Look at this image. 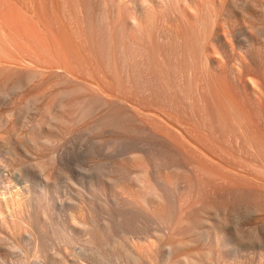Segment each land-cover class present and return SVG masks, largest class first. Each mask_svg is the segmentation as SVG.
<instances>
[{
    "label": "rangeland",
    "instance_id": "rangeland-1",
    "mask_svg": "<svg viewBox=\"0 0 264 264\" xmlns=\"http://www.w3.org/2000/svg\"><path fill=\"white\" fill-rule=\"evenodd\" d=\"M10 1L11 0L8 1L5 0L3 4L5 8L8 6L14 7V10L12 8L14 13L16 10V13L14 15H16L18 12L23 16L22 18L23 20H25L26 18L30 21L31 19L33 23L36 22L37 20L38 23L36 24L38 25L39 31H40L39 27L41 26L43 32L46 33H43L42 30L40 32H42L43 35L45 34L47 35V36L45 35L46 40L44 39L45 36L43 37V35L41 36V38L44 39L45 41H47L48 38H49L48 40H50V42L48 41L46 44L48 46V43H50L48 47L50 48L52 47V48L50 50L49 48L46 49L48 50V52L52 50L53 52L50 53L54 54L53 56L55 57L51 59L53 60L52 62L53 64H52L51 61L48 60L50 54L47 53L49 56L47 55L48 57H46L47 58L46 60L48 61H45V59L42 57V55L44 56V54L40 53L41 56H38L39 55L38 52L42 50V45L43 46L45 45L44 43L43 44L41 43L44 40L40 38V40H42L41 42H37L36 40L33 41L35 42L34 43L35 45L37 43L36 45L37 47L40 46V45L38 46V43L39 44L41 43V49L39 47L38 49L39 51L37 50V48L35 49L34 47L31 46L32 43L29 42V44H27L30 36L28 35L29 36L28 38L26 33L23 34L25 32V31L23 32V30H25L23 25V28H21V30L22 29L23 30L18 31L19 34L20 32H22L21 35L22 37L19 36L18 32H16V30L19 29L14 28L15 29L14 32L18 34L19 36V38L17 37L18 39H20L21 37L20 40H23L24 39L23 36H25V38L26 39L28 38V40L27 43H24L25 45L22 47L21 45H23V43L22 42L19 43L17 41L18 45H20L21 48L27 47V49L29 48V46L27 45H30L31 48H33L32 49L33 51L31 50V48L28 49L29 51L31 50L30 52H35L34 49L37 50L36 54L32 53L34 54V56H37L36 59H34L35 57L32 58V60L31 58H28L26 52L25 56L26 59H28L27 61L29 62L25 61L26 59L24 60L23 58L25 56L20 54L22 53L21 52L22 50H20L21 48L17 50L18 48L14 47L17 45V43L14 42L13 40L15 36H13V39H11L8 36L5 37L6 34L4 35L3 33V32L7 33L8 31H10V29H12V27H8L10 24H11L10 26L14 27L15 26L14 23H16V27H18L19 26L18 23L22 21H19L16 18H15L16 20L14 18L12 20L13 14L10 13L12 17L9 18L10 19L9 21L10 23H9L8 19L5 17L7 15H8L7 17H9V13H6L7 15L4 13L8 8H6L4 12L1 9L2 11L1 14H5V16L1 15V17H5V19H7V21H5L7 25L4 22V18H2L3 22L5 26H7L10 29H8L7 27H6L7 29L4 28V25L1 24L2 23L1 22L0 28L3 27L5 31L3 32L1 31L0 36L4 35L2 36L3 39L8 38L5 39L7 40L6 42L12 40L11 42L7 43L8 45L9 43L11 44L12 42L16 43L15 45L12 44L14 45L13 48L16 49V50L13 49L15 51H12V49H10L12 45H9L10 47H8L9 49L7 50H11L12 54H14L15 52V56L17 54L16 58L18 60L20 56H23L21 58L23 62H27L25 63L26 66H30V65L32 66L33 64L34 65L36 64L35 66L36 68L34 66L33 68L31 67L27 68L25 64L22 65L23 64L22 61L20 63L17 61L18 62L17 63L15 62L17 60L16 58L12 59L13 62L11 61V59L10 62L7 61L10 64V65L8 64L10 66L9 70L5 68V66H7V68L9 67L6 63H4L3 66V68L5 69L4 73H6L4 75L5 76L4 83L7 84L3 85V88H5L6 91L4 89H3L4 91H2L3 96H2V103L0 105V170L1 169L5 170V174H6L5 176H7L6 179L7 183L0 184V202L2 203V200L9 199L11 197L12 199L11 203L14 206L13 210L15 209L17 211V212L14 211L15 216L17 218V220L15 218L16 225L19 224L18 222L22 219L21 217H24L26 210V205H25L26 202L30 205V207L33 206L36 207L39 206V204H43L45 198L48 200V205L50 207L48 212V221L50 223L56 222L60 226L64 227L66 226V220L67 221L70 220V216L75 215L76 218L79 217L78 219H80L79 221L81 223H83L84 225H89L90 215H93L90 212L91 207L97 205L96 206L97 211L101 210L100 212L104 213L105 205L101 204L102 202L99 203L96 202L95 205L92 204L91 203L92 201L86 195L87 193L84 192L85 194L82 195L81 189L84 188L87 189L88 185L93 181L89 179H94V177L98 173H103L102 174L103 177H105L104 175L108 174V176L105 177L106 179L103 178L106 187L105 189L106 196L110 200H112V204H115L114 207L118 211L129 210L138 213L139 214V216L137 217L138 219L135 220V224H137V226L135 227L137 229L139 228V226L142 228V229L139 228L141 230L138 229L137 233L136 231L133 232V229L129 231L127 230V232L126 230L123 229L126 232L125 233L123 230H120L118 227L115 235V239L117 241L116 246L117 245L118 246L116 247V258H115L116 263L114 262V264H147V263L176 264V262L174 261L175 258L174 257L172 258L171 255H173V253L175 254L176 253L175 251L183 250V248L188 247V245L191 246L192 244L193 246L194 244L193 240L195 239L197 232L201 231L202 229L204 230V228H206V226L203 224L201 225L200 228L197 225L198 220L199 219L210 220L212 218L211 214L210 217H208L207 215V212H209L208 206L203 207L197 204L193 205L192 201L194 200L196 201L197 197L200 198L211 193L212 183L210 182L209 178H211L213 172H211V174L208 173L210 171L208 167H204L208 169L207 170L208 172L203 167L202 168L204 169V171L199 168H196L195 167L196 163L185 157L187 156L186 155L187 152H189L188 151L189 148L186 147L187 143L185 144L184 139L180 137L178 134H176V132L171 127L169 128L170 131L169 129L167 130V128L170 126L167 124L170 121L169 118L166 117L167 116L166 113L168 112V110L164 107L159 106L158 109L155 107L156 104L155 106L151 104L150 107L149 104L147 106V103L146 105L141 104L142 105L141 106L140 105L141 102L140 103L137 102V104L135 102L133 104L132 103L133 100L130 101L131 107L130 105H128L129 100L127 103L117 102V104L120 105L123 108V110H125L128 114L126 115V117L128 118L126 121V125H129L131 128L137 130L140 129V132H135V133L120 131L118 129H115L107 125L102 126L95 124L98 123L100 115L104 113L102 107L97 109L92 114L86 116L80 115L82 108L81 101L85 97L91 95H99L101 97L103 96L105 99L108 100H111V98L116 97V95L115 96L112 95L114 93L110 91V88L112 87L113 85L112 83L114 80L116 81L117 79H119L118 83L120 82L121 84H123V86H125L126 84H127L126 86H131L132 84L134 85V83L137 82L142 83L143 81L146 82L148 81V84L150 85L161 84L162 81L165 84L167 82L166 80L171 79L170 77H172L173 73H171L170 71L168 75L166 74L168 78L165 80V82L164 80H162L164 79L165 74H162V77H160V75L158 74L156 76L154 75L150 76L151 75L150 73L153 74V72H150L151 67L150 65L149 67L145 65L151 64V61L143 57H140L141 60H139V57L138 58L135 57L134 59L133 58L130 59V57L123 58L124 63L126 64L127 62L128 64L126 66L128 70L130 68L129 72H132L131 74L126 72L128 73V75H123L121 73V71L123 72L124 70L128 71L124 67L125 65L121 61L122 59L115 58L113 60H110L111 58H109L110 63L112 62V64H115V66L116 65L120 66L118 65L120 63H122L123 65L121 68L122 70L120 72H118V69H120L121 66L117 67L118 68L117 71L116 69L111 71L112 66L110 64L109 67L110 69H108L107 66L109 65L108 63L109 61L107 59H105L107 62L104 60L107 64L105 63L103 65L104 62L99 56L92 55L91 52L87 53L88 50L85 48V46H81L82 44L80 45V42L78 43V40H76L77 38H75L73 35L75 33L73 30L76 31V29H73V27L70 26L72 27L71 29L74 33L71 32L69 26L67 27L68 24H66L65 22L63 23L65 19L62 17H61L62 20L61 25L62 26L65 25L64 28L69 30V32L67 31V33H71L72 36L70 38H73L75 40L76 45L73 44L75 43L73 39H71L73 40L72 41L73 43H70L71 41H69V43L67 42L68 44L65 42H64L65 44H60L62 39H59L60 42H57L58 39L56 40L55 38H52L53 40L51 41L50 39L51 36L47 34L48 32L46 31V30H50L51 27L50 28L45 27L46 25H48V21L52 22V19L51 20L49 19L51 15L50 16L48 15L51 14V12L48 13V11H45L46 13H48L47 15L49 16L48 17L45 14L47 16L46 18V16L43 14L44 10L46 9H44L45 7L43 6L45 5L47 6L48 4L47 6L48 8L47 7L46 8L47 10L51 11L50 6L51 7L53 6L52 8H54L55 5L54 9L61 8V1L46 0L47 3L45 4L43 0L42 3H44V5L40 3L41 0H31L32 5H28L31 4L30 0L29 2L28 0L27 2L26 0H12L11 3L13 4L11 5L8 4L10 3ZM50 1L51 3L53 1L54 5H52L53 3L50 4ZM192 1L195 4H199L200 2V0H192ZM5 2L7 3L8 6L6 5ZM57 3L58 5H56ZM68 5L65 3L64 7L66 8L68 7ZM4 7L2 6V4L0 5V8H4ZM30 9L32 11L35 10L33 11L34 13L37 12L40 15L42 14L41 15V18H43L42 20H44V17L46 18L44 20L47 21V23L45 22V26H44V22H41L40 15H39L40 18L39 19L37 16L32 15L31 17L28 14L30 13ZM12 10L10 11L13 13ZM200 10L201 9L199 8L198 11L196 12L192 11V13L194 19L203 24L204 21L201 19L202 10L201 11ZM33 12L31 13L33 14ZM19 14L17 16L21 17ZM255 14L257 18L256 19L257 42L242 41L240 42L241 44L240 43L235 44L236 42L232 43V45L235 47L236 53L234 55H230L228 53L226 57H224L222 60L220 58L218 63L219 65H217V63H215V61L212 60V56H210L211 59L209 58L207 62H201L202 64L199 63L200 70L205 69V72L202 73L201 70V72L198 75L199 80L197 84L193 86V90L196 92V94L199 92V90L203 91V98L207 104L208 103L210 104L212 113L213 112L215 113L216 118H218L217 116L219 115V117L221 118L220 120H222L223 126L227 130L235 133H239L238 135L242 142V146H243L242 151L234 152L236 159L234 158L235 157L234 155L231 156L232 162L234 160L235 163H238V165H240V167H238L239 171L237 172L236 169H235L236 171H234L233 169L231 170L229 169L231 171V174L229 173L227 174L229 170L228 171L225 170L227 172L224 171V173L227 174L226 186L228 189L227 193L229 195V200L230 201L232 200V196H233V194H231L232 190L237 186L243 189V193H245L243 198L245 199H243L242 202L237 206L235 205L234 207L227 208L224 217L225 218L229 217V219L234 218L233 222L235 225H237V227L238 224L240 226V222L242 225H244V223L242 222H245L247 224L249 223V221L250 223L253 222L252 224L250 223L249 224L252 226L253 224H255L256 227H258L259 232L258 230L255 231L256 233L251 231L248 232L249 230H246L243 227L242 228L244 230L242 231V229H240L239 231V229L236 228L238 229L237 231L239 232L245 231L246 234L244 236L246 238L247 236H249L248 237L249 241L250 239L252 241L251 245H249L244 250V252H242L245 253L246 256H248L247 254L250 253V256H248L247 259H244L241 263L238 264H263V262L260 261L263 260V258H261V249L259 251H258L259 247L257 248V250L255 248L252 249L253 248L252 243L254 239H255L254 242H256L257 241L256 238L259 237L263 238L264 236L261 235L260 232V228H261V231H263L264 233V229H263L264 228V223H263L264 222V204H263L264 203L263 201L264 200V0H257V4L255 6ZM33 17H35V20H32ZM17 21L19 22L17 23ZM29 21H28V27L30 25L29 27L30 29L31 27L32 30L35 29V27L37 29V26L36 25L33 26L32 22L31 25ZM59 21L58 23H60ZM52 23L55 24L53 26L59 25L58 23H56L55 20H53ZM49 24L52 25L51 23ZM53 26L51 30H53ZM57 27L62 29V27L60 26ZM3 29L1 28L0 30ZM54 29L55 30H53V32L58 31L56 27H54ZM66 29H62V30H66ZM34 31L35 30H33V32ZM28 32L31 35H33V32L32 33L30 31ZM41 34L39 33L38 35L40 36ZM48 35L50 37H48ZM31 37L33 38V36ZM38 38L39 37H37L36 39ZM70 38L68 39L70 40ZM26 39L23 41L26 42ZM54 40H55V44L57 42V44L59 43V45L52 44ZM3 42L6 43L5 41ZM78 44L80 45V47L82 48L84 47V51L82 48L80 49ZM1 45L2 43L0 44V47ZM3 45L2 47L6 46ZM124 48L127 53L135 52V50L131 49L130 46L128 45H126ZM46 49L44 46L43 51H46ZM54 49L60 51L61 54V57L59 54L60 58L56 56L57 55L56 53L59 52L58 51L55 52ZM4 50L6 51L5 47ZM23 50L25 51V49ZM61 50L62 53L64 52L63 54L61 53ZM6 53L8 54V51ZM18 53L20 54V56ZM3 54H1L0 56H2ZM28 55H30L31 57L30 53ZM8 56L4 55L3 57L8 58ZM38 57H40L41 59ZM96 57L99 59H96ZM1 59L3 58L1 57ZM33 59L36 61L39 59L40 61L38 60V63L39 62L40 63L39 64L36 63ZM43 59L50 66L45 65V63L43 65L44 62ZM41 60L43 61L42 65L47 69L46 71L44 67L40 66ZM30 61L34 63L28 65V63H32ZM3 62H6V60L3 59L2 63ZM163 62L166 61L162 60V62L161 61L157 62L158 64L159 63L161 64L162 69L167 64ZM208 62L210 64L208 65L209 67L205 66V64L207 65ZM129 64L132 66H130ZM51 65L53 66V70L51 69L52 68ZM58 65H60L61 67H59ZM200 65L205 66L206 68L205 67L202 68V66ZM22 66H25L26 69H23L24 67L21 68ZM54 66L56 67L57 72L55 71ZM143 66H145L144 67L145 69L147 67L146 71H144L146 73L140 71L141 67L143 68ZM40 67L43 68V70H41ZM64 67L68 69V70L65 69L67 73L64 72ZM30 68L35 70H28ZM148 68H150V71H148ZM48 69L50 71H48ZM133 69H136L138 70L137 72H142V73H137L136 70ZM147 71L149 73H147ZM7 72L9 73L8 77H6ZM38 72L40 73L42 72L44 75ZM58 72H61V74ZM117 72L120 74H118ZM31 73L34 74L38 73L40 75L35 74L37 75L35 76ZM14 74L15 75L20 74V77L23 76V79L19 77L16 78ZM28 76H32V79L30 77L32 83L30 82V80H28ZM26 78L31 84L25 81ZM9 80L10 81L13 80V81L10 82ZM20 81H22L23 83L14 86L17 83H20ZM74 85L76 86V88L73 87ZM77 85L79 87H77ZM201 85H203L204 89H201ZM12 86L13 88H11ZM9 89H13V90H9ZM4 92H6L5 93L7 95L6 97H4L5 96ZM36 92H37V96H35ZM38 92L39 93L41 92L40 94L43 97L39 96ZM33 93H35V95H33L32 97L33 100H31V96ZM38 96L41 97L42 99L41 101L40 98L38 100V103L40 105L34 101L35 97L37 98ZM25 100L30 101V104L32 102L33 103L35 102L34 106L38 104L39 105L38 109H36L37 107L33 109L34 107L31 106L33 103L30 105L31 106L30 108L27 107L26 104L27 101ZM162 108L163 110L165 111L167 110V111L166 112L163 110L159 111ZM62 113L63 116L61 118L65 121L62 123H57L58 121L57 117H59L60 114L62 115ZM159 113L160 116L165 114L164 116H162V118L165 119L164 120L161 119V121L167 122L166 123L167 127L165 126L164 123V126L166 128L162 125L163 123H161L160 121V116H158ZM238 126H240L238 128L240 129V131L236 129ZM172 133L175 134L173 135ZM175 135H177L178 138ZM160 143H162L165 148H169L168 146H170V144L172 146H177L181 151V152H177L176 165H174L175 167L174 166L164 167L160 165L159 154H161L162 153L161 151L163 150L161 149L162 147H160L161 145ZM172 143H174V145ZM153 154L157 156H154ZM105 170L107 173H104ZM200 170L202 172H200ZM94 172L96 173L95 175ZM109 177L112 180L110 181L107 180L110 179ZM106 183L109 186H106ZM153 186L156 187L154 188ZM109 187L111 190L109 189ZM44 189L47 190L45 191ZM142 189L144 191H142ZM152 191H154V193L156 194H154ZM162 191L163 193H161ZM250 191L254 192L253 194H255L254 196L257 197V200H255L256 198L255 199L252 198L254 196H252L253 194H251ZM75 192L78 193L76 194ZM255 192H257L259 195ZM163 194L165 196H163ZM79 196L82 199H79ZM74 197L77 203L76 207H74L75 205L73 207L68 206L69 199ZM81 200H82L81 202L82 204L84 202L83 206L80 203ZM249 200L252 202H250ZM257 202L261 208L257 207ZM250 203H252V205ZM259 203L263 205L261 206ZM99 204H100V208H97ZM188 205H190L191 207L190 206L187 207ZM200 206L202 209L200 208ZM167 207L168 208L172 207L173 209L172 214L168 215L169 209L167 210ZM79 208L81 210H79ZM192 208H193V212H196L195 215L192 212ZM74 209L76 211H74ZM196 209L197 211L202 210V212L200 211L197 212ZM67 210L69 212L71 210L74 212L71 211V215H70V213ZM77 210L79 212L80 211L82 212V213L80 212L81 214V215L79 214L80 216H78L79 212ZM183 210L185 211L187 210V211L185 212ZM101 213H100L99 221L102 224L105 221V219H102L105 213L102 214V216ZM66 214H68L69 216ZM196 218L198 220H196ZM117 219L121 220V218L118 216V218L116 217L115 219L116 224L120 225L121 222L120 220L117 222ZM249 224L247 226H249ZM19 226L20 224L17 226V229L19 230L18 233L19 236L17 234L16 236H12L8 239L0 240V255L2 257L3 256L7 257L10 261H13V264H16L17 261L19 260H21V264H35L33 260L34 255H32L34 253L33 247L32 245H28L26 241H24V238L20 236L21 230ZM244 226H246V224ZM136 228L134 230H136ZM199 228L201 230H199ZM120 232L123 238L119 235ZM250 233H252V235H254L255 238L252 235H250ZM163 244L164 246L166 245V248L163 249L164 252H166V250H169L168 253H166L164 256H163L164 252L162 250V247L164 248ZM159 245L161 246V248H159ZM194 245H196V243ZM75 246H76V251L80 249L79 244H76ZM160 250H162V252ZM245 251H247L248 253ZM255 251L257 252L255 253ZM168 255L169 257H171L170 258L171 261L169 259L170 262L167 260L168 257H165ZM199 256L201 258L200 261H198ZM210 256L211 255L206 256L207 259L206 261L208 263L204 262V258H202V254H198V256L194 255L192 257H187L185 264H201V263L209 264L210 260L212 259V258L210 259ZM164 257L166 258V261H164L165 259ZM190 258L192 259V261L190 260ZM211 262L213 264H218L216 262H213V260H211ZM219 263L229 264L227 261H221ZM177 264H182V263H177Z\"/></svg>",
    "mask_w": 264,
    "mask_h": 264
},
{
    "label": "bare ground",
    "instance_id": "bare-ground-1",
    "mask_svg": "<svg viewBox=\"0 0 264 264\" xmlns=\"http://www.w3.org/2000/svg\"><path fill=\"white\" fill-rule=\"evenodd\" d=\"M4 1L1 0L2 3L0 2L3 7H4V4H3ZM11 1L8 4H10V5L13 4V3H11ZM42 1L43 0L40 1V3L42 5H44V3L45 4L47 3L46 0H44V3H42ZM53 1H52L53 4L51 3V1H50V4L54 5ZM59 1H61V8L57 7L58 9H54L55 8V5H54V8H52L53 6L52 7L50 6L51 11H49V10H47L48 4H47V6L46 5L43 6V7H45L44 9H46V10H44V12L45 11H48V13L51 12V14H48L46 12L45 13L43 12V14L44 15L48 14L49 16L51 15L49 19L50 20L52 19V22H53V20H55L56 23H58V21L60 20L59 21L60 23H58L59 25L53 26L55 24L48 21V25H50L49 23H51L52 25H50V26L46 25L45 26V22L47 23V21H44V20L47 18L48 15L47 16L45 15L46 18L44 17V20H42L43 19V18H41L42 14L40 15L37 12H35L37 14L36 15L33 12L35 10L32 11L30 9V13L33 12V14L28 13L31 17H32V15H34V16H37L39 18V15H40L41 22H44V26L46 28L51 27L50 28V30H51L52 26H53V30H55L54 27H56V29H58L57 32L56 31L53 32V30H51L52 32L50 30H46L48 32L47 34H49L51 36V38H50L51 41L53 40L52 38H55L56 40L58 39L57 42H60L59 39H62L60 44H65L67 42L69 43V41H71L70 43H73L72 41L74 39L70 38L72 36L71 33H67V31L69 32V30L64 28L65 25L64 26L61 25V23H62L61 17H62L65 19V21H63V23L65 22L66 24H68L67 27L69 26L71 32H73V31L75 32V33L73 32L74 37L77 38L76 40H78V43L80 42V45L82 44L81 46H85V48L88 50L87 53L91 52L92 55L99 56L104 62L103 65L107 62L105 60V59H107L109 61L108 62L109 65L108 66L105 65V66H107L108 69H110L109 67L111 64L112 68L114 67L113 69L111 68V71H113L115 69L117 71V69H118L117 67L121 66L120 69H118V72H120L122 70L121 68L123 65H122V63H120V64H118L120 66H117V65L115 66V64H112V62L110 63V60H113L115 58H120V59H122L121 61L124 63L123 58H126V57H130V59L131 58L134 59L135 57H137V58L139 57V60H141L140 57H143V58H146V59L151 61V64L145 65L148 67L150 65V67H151V71H150V68H148V71L153 72V74L150 73L151 74L150 76H153V75L156 76L158 74V75H160V77H162V74L168 75L170 73V71H171V73H173L172 77H170L171 79L169 78L170 80H166L168 77H167V75L166 76L164 75V79H162V80H164V82H165V80L167 81L165 84L162 81L161 84L150 85V84H148V81L147 82L143 81L142 83H140V82L134 83V85L132 84L133 86L131 84H128L131 86H126L127 84L126 85L124 84L125 86H123V84H121L120 82L118 83L119 79H117L116 81L114 80L112 83L113 85L110 88V91H112L114 93L112 95H114V96L116 95V97L111 98V100L105 99L103 96L101 97L99 95H91V96L85 97L81 101V104H82L81 107L82 108H81L80 115L86 116V115L92 114L97 109L102 107L104 113H102L100 115L98 123H95V124L102 125V126L107 125V126H111V127L115 128V129H118L120 131H124V132H128V133H135V132H140V129L137 130V129L131 128L129 125H126V121L128 119L126 117V115H128V114L125 110H123V108L120 105L117 104V102H123V103L126 102L127 103L129 100L128 105H130V107H131L130 101L133 100L134 101V102L132 101L133 104L135 102H136V104H137V102H139V103L141 102L140 105L141 104L146 105V103H147V106L149 104L150 107H151V104H153V106H155V104H156L155 107L158 109H159V106L164 107L168 110V112L166 113V115H167L166 117H168L169 121H170V122L168 121L169 123L167 125H170V126L167 128V130L171 127L176 132V134H178L180 137H182L184 139L185 144L187 143L186 147L189 148L188 149L189 152H187V154L185 152V154L187 155L185 157L187 159L193 161L194 163H196L195 164L196 168H199L203 171H204V169H206V171L209 169L210 171L209 172L207 171V172L210 174H211V172H213L211 178H209L210 182L212 183L211 193L207 194L206 196L200 197V198L197 197L196 201L194 200L196 198H194L193 200L195 202L192 201L193 205L197 204V205H201L203 207L208 206L209 212H207V215H208V217H210V214H211L212 218L210 220H208V219L203 220L201 218L203 221L200 219L198 220L196 218V220H198L197 225L201 228V225L203 224L206 226V228H204V230L203 229L201 230L199 228V230H201V231L197 232L195 239L193 240L194 244L196 243V245H194V244H193V246H192V244H191V246L188 245V247L183 248V250L175 251L176 253L175 254L173 253V255H171L172 258L173 257L175 258L174 261L176 262V264L177 263H182V264L184 263L185 264L187 257H192L194 255L198 256V254H202V258H204V262H207L206 256L211 255L210 259L212 258L211 260H213V262H216L218 264H221V263H219L221 261H227L229 264H238V263H241L244 259H247L248 256H250V253L247 254L248 256H246L245 253H242V252H244V250L249 245H251L252 241H251V239L249 241V238H248L249 236H247V238L244 236L246 234L245 231L244 232H239V231H240V229H242V231L244 229H246V230H249L248 232L251 231V232L256 233L255 231L258 230V227H256L255 224H253V226L250 225L253 223V222L250 223V221H249L250 224L248 223L249 226H247L248 225L247 223L242 222V223H244V225L246 224V226H244L239 221L240 226L238 224V227H237V225H235L233 222L234 218L229 219V217L228 218L224 217L227 208L234 207L235 205L237 206L238 204H240L242 202L243 199H245V198H243L244 194H245V193H243V189L241 187L237 186L236 188H234L232 190L231 194H233V196H232V200L230 201L229 195L227 193L228 189L226 186V183H227L226 178H227L228 173L231 174L230 170L233 169L234 171H236V170H237V172L239 171L238 167H240V165H238V163H235L234 160L232 162L231 156H233L234 152H236V151H242V149H243L242 142H241V139L238 135L239 133L229 131L223 126L222 120H220L221 118L219 117L218 113H217V115H218L217 117L219 119L216 118V115L214 112H213L214 113V115H213L210 104L208 103L209 104L208 105L203 98V91L199 90V92L196 94V92L193 90V86H195L197 84V82L199 80L198 75L202 70V69L200 70L199 63L207 62L209 58L211 59L210 56H212V60H214L215 63H217V65H219L218 63H219L220 58L222 60L224 57H226V55L228 53L230 55H234L236 53L235 47L232 45V43L236 42L235 44H238L242 41L257 42V29H256V19L257 18H256V14H255V6L257 4V0H200L199 4H195L192 0H59ZM26 2H27V0H26ZM28 2H29V0H28ZM30 2H31V0H30ZM65 3L67 5L69 4L68 7H66V8L64 7ZM6 5H7V3H6ZM28 5H32V2H31V4H28ZM56 5H58V3ZM12 6H15V5H12ZM6 8H8V9L11 8V9H9V11H8V9L6 10ZM6 8L5 7L0 8V18H1L0 23L2 22L1 24L4 25V28L7 27V26H5V24H6L5 21H7V19H8V22L10 21L9 18L12 17L11 14H13L12 20H13V18L14 19L16 18L17 20L22 21V22L18 23L19 21H17V23L19 24L20 27L19 26L16 27V23H14V25H15L14 27L10 26L11 24L10 25L8 24L9 25L8 27H12L13 30L7 27L8 29H10V31H8L7 33L3 32V31H5V29H3V27H1L3 30H0V32L2 31L4 33V35L6 34L5 37L8 36L9 38L13 39V36H15V38L13 40H14V42L17 43L16 46H14L16 44L14 42H12L11 44L9 43V45L14 44V45H12V47H10L7 43L11 42L12 40L6 42L7 40H5V39H8V38L4 37L5 39H3L2 36H4V35L0 36V40L2 39L1 40L2 45L3 44L6 45V46L3 45L6 49V51L4 50V47H2V45L0 47L1 54L5 53L2 56H0V105L2 103V96H3L2 91L5 90V88H3V85L5 84L4 83V81H5L4 75L6 74V73H4L5 69L3 68L4 63H6L8 65L10 62V59L12 61V59L16 58V56H17V54L15 56V52H14V54H12L11 50H7V49H9L8 47H10V49H12V51L16 50L15 48H13V46L18 48L17 50H19V48H21L22 46L25 45L24 43H27V40L30 36L31 39L29 38V41L27 44H29V42L32 43L31 46L34 47L35 49L37 48V50H38L39 47L41 49V43L45 44L44 45L45 49L49 48V50H50L52 48V47L51 48L48 47L50 43H48V46H47L46 43L48 41L50 42V40H48L49 39L48 38L47 41H45L47 35L45 34L46 35L45 36V35H43V33H46V32H43V30L41 29V26L39 28H40V31L42 30L43 33L39 31L38 25L36 24V23H38L37 20L34 23L31 21V19H30V21L26 18H25V20H23L22 19L23 16L21 14H19L18 12L16 15H14L16 13V10H15V13L13 11L14 7L8 6ZM12 8H13V10H12ZM199 8L202 10L201 19L204 21L203 24L196 21L193 17L192 11L196 12V11H198ZM1 9L3 12H4V10H6L7 12L5 11L4 13L5 14L9 13V17H7L8 16L7 14H6L7 16H5V14H1L2 13ZM10 10H12L13 13ZM18 14L21 17L17 16ZM1 15H4L7 19H5V17H1ZM14 16H17V17H14ZM2 18H4L5 24H4ZM33 18H32V20H35V17H33ZM49 19H47V20H49ZM27 20L29 21V23L31 25L33 23V26H35V25L37 26V29H36V27H35V29H33V30H35L34 32L32 30V27H31V29L29 28L30 25L28 27V21ZM23 25L25 28V30L22 29L23 32L25 31L23 34L26 33L28 38L26 39L25 36H23L24 39L23 38L22 39L23 40L26 39V42L23 40H20L22 37L21 36L22 32H20V34L18 32L21 30V28H23ZM57 26H60V27H62V29H66V30H62V29L58 28ZM70 26H72L73 29H76V31L75 30L72 31V29H71L72 27H70ZM14 28L19 29V30H16V32H18L19 36H21L20 39H18L19 38L18 34H16L14 32V30H15ZM27 29L30 32L32 30L33 35H31L27 31ZM12 32L15 34H13ZM38 32L40 34L41 33L42 34L39 36ZM34 33H35V35H34ZM36 34H37V37H39L38 38L39 40H40L42 35H43V37L45 36L44 37L45 40L41 38L44 41L43 42H41L42 40L39 41L38 39H36L37 38ZM49 35H48V37H50ZM31 36H33V38ZM68 38H70V40ZM32 39H34V40H32ZM71 39H73V40H71ZM35 40L37 42H41L40 44L38 43V46L40 45L39 47L36 46L37 43H36V45L34 44L35 42H33V41H35ZM3 41H5L6 43H4ZM17 41L19 43L22 42L23 45H21V47H20V45H18ZM57 42H56V44H57ZM74 42H75V40H74ZM52 44L56 45L55 40L52 42ZM73 44L76 45V42ZM57 45H59V43ZM80 45H79V47H80ZM126 45L130 46L131 49H134L135 52L127 53L125 51V48H124ZM27 46H29L28 49L31 48L30 45H27ZM44 46L42 45V50H40V51L38 50L39 55L38 54L37 55L41 56L40 53L44 54V56L42 55V57L45 59V61L50 60L52 63L53 60H51V59H53V57H55V56H53L54 54H51L53 51L51 50L50 51L51 53L48 52L47 49H46V51H43ZM81 48L82 47H80V49ZM13 49H15V50H13ZM23 49H25V51ZM26 49H27V47L21 48L20 50H22L21 51L22 53H20V54L25 56V54L27 52L26 55L28 58H31V60H32V58L35 57L34 59H36L37 56H34V54H32V53L36 54L37 50L34 49L35 52H30L33 48H31L30 51L28 49L27 50ZM63 49H65V48H63ZM82 49L84 51V47ZM7 51H8L9 56L11 54L13 55V56L11 55L12 58H11V56L10 57L8 56V54L6 53ZM23 51H24V54H23ZM56 51L59 52V53H56L57 54L56 56L59 57L60 51L57 49L55 50V52ZM16 52H19V51H16ZM29 53L31 54V57H30V55H28ZM45 53H46V56H45ZM47 53L50 54V56ZM61 53H62V50H61ZM20 54H19V56H20ZM4 55L8 56V58L3 57ZM1 57L3 59H5L6 62L2 63L3 59H1ZM21 57H23V56H20V58ZM46 57H48V60H46L47 59ZM60 57H61V54H60ZM20 58H19V60L16 58L17 60L15 61V59H14V61L15 62L18 61L19 63L22 61V63H23L22 65L29 62V61H27L28 59H26V56L23 58H24V60L26 59L25 61H27V62H23L22 58L21 59ZM38 58H40V57H38ZM109 58H111V59L109 60ZM44 59H43V61H44ZM96 59H99V58L96 57ZM158 59H161V60H158ZM38 60L37 61L34 60V61L36 63H38ZM162 60L166 61L163 63H165V64L167 63L166 65L164 64L165 67L163 69L161 67V64L159 63L160 64V66H159V64L157 63L158 61L162 62ZM7 61H9V62H7ZM43 61L41 60L40 66L44 67L43 66L44 63H45V65L50 66L45 61L44 62ZM30 62H32V61H30ZM42 62H43V65H42ZM98 62H99V60H98ZM209 62L207 65L204 63L205 66L210 65ZM33 63L34 62L28 63V65L33 64ZM212 63H214V62H212ZM19 65H21V64H19ZM124 65H125L124 67L128 70V68L126 67L128 65L127 62H126V64L124 63ZM14 66H16V65H14ZM14 66H12V67H14ZM25 66H26V64H25ZM25 66H22L21 68H23V67H24L23 69H26V67L27 68H29V67L33 68V66L35 67L36 64L35 65L33 64L32 66L31 65L26 66V67ZM58 66L61 67L60 65H58ZM130 66H132V65H130ZM133 66H135V65H133ZM145 66H143V68ZM200 66H202V65H200ZM205 66H202V68ZM12 67H11V69H12ZM208 67H207V69H208ZM5 68L7 70H9L10 66L8 68H7V66H5ZM31 68L28 70H35V69H31ZM131 68H133V67H131ZM143 68L141 67L140 71H142V72L146 71L147 67H146V69L145 68L143 69ZM51 69L53 70V66ZM65 69H67V68L64 67V72L67 73V71H65ZM136 69H133V70H136ZM13 70H15V69H13ZM41 70H43V68H41ZM46 70L47 69L45 68V71ZM123 70H124V68H123ZM129 70H130V68H129ZM129 70L128 71L124 70L125 72L124 71L123 72L124 73L128 72L131 74L132 72H129ZM48 71H50V70L48 69ZM55 71L57 72L56 67H55ZM137 71L138 70H136V72ZM148 71H147V73H149ZM123 72L121 71V73L123 75H128V73L124 74ZM142 72H137V73H142ZM159 72H160V74H159ZM203 72H205V69L202 70V73ZM38 73H40V72H38ZM38 73H35V74H38ZM58 73L61 74V72H58ZM144 73H146V72H144ZM8 74L9 73L7 72L6 77L9 76ZM31 74L35 75L34 73H31ZM40 74H43V73L41 72ZM40 74H38V75H40ZM118 74H120V73H118ZM18 75H15L16 78L19 77V78L23 79V76L20 77V74H18ZM15 76H12V77H15ZM35 76H37V75H35ZM30 77L32 79V76H28V80H30ZM158 78H159V76H158ZM18 79H16V80H18ZM28 80H27V78L25 79V81H27L28 83H30V82L32 83L31 80H30V82ZM11 81H13V80H11ZM22 83H23L22 81H20V83H17V84L14 83L15 84L14 86H17L18 84H22ZM135 84H137V85H135ZM73 87L76 88L75 85ZM77 87H79V86L77 85ZM11 88H13V86ZM201 89H204L203 85H201ZM9 90H13V89H9ZM5 93L6 92H4V94ZM40 93L38 95L43 97ZM104 94H105V92H104ZM33 95H35V93L32 94L31 100H33L32 99ZM6 96L7 95L5 94L4 97H6ZM35 96H37V92H36ZM39 96L37 98L35 97V99L37 101L34 99V101L37 103H38L39 98H40V101L42 100L41 97H39ZM25 101H27V100H25ZM30 101L26 102L27 107L30 108L31 106H33L34 107V108L32 107L33 109H35V107H37L36 109H38L40 104L38 103L39 105L36 104V106H34L35 102L34 103L32 102L33 104L31 103L32 104L31 105ZM132 107H135V106H132ZM154 110H156V109H154ZM161 110H163V108L160 109L159 111H161ZM163 111H165V110H163ZM163 111H162V114H163ZM153 113H154V111H153ZM160 113H159V115L158 114H155V115L160 116ZM164 115L160 116V121H161V119L162 120L165 119V118L164 119L162 118V116H164ZM62 116H63V113H62V115L60 114L59 117H57V115H56V117L58 118L57 123H62L65 121L61 118ZM156 118H157V116H156ZM158 121H159V119H158ZM96 122H97V120H96ZM161 123H163L162 124L163 126L165 123V126H166L167 122L161 121ZM192 125H194L195 127ZM239 127L240 126H238L236 129L240 131V129H238ZM173 130H172V132H173ZM169 131H170V129H169ZM175 136L177 137V135H175ZM180 140H181V138H180ZM158 142H159V140H158ZM160 144H161L160 147H162L161 149H163L161 151L162 153L159 154L160 165H162L164 167H172V166L176 165L177 152H181L179 150V148L177 146H172L171 144H170V146L172 148L170 146H168L169 148H165L162 143H160ZM172 144L174 145V143H172ZM154 156H157V155H154ZM234 158L236 159V156ZM202 167L203 168L208 167V169L207 168L203 169ZM212 169L215 171H213ZM120 170H121V168H120ZM201 170H200V172H202ZM225 170H227V171L229 170L230 172L229 171L227 172ZM224 171L227 172V174L224 173ZM104 173H107L106 170L104 171ZM119 173H120V171H119ZM95 174L96 173L94 172V175ZM102 174L103 173H98L94 177V179H89V180H91V181L93 180V181L88 185V188L87 189H85V188L81 189L82 195L87 193L86 195L92 201L91 202L92 204L95 205L96 202H98V203L102 202L101 204L105 205V207H104L105 208V212H104L105 214L103 212L101 213L100 212L101 210L100 211L98 210L101 213V216H102V214H104V217H102V219H105V221L102 224L99 221L100 220V213L96 209L97 205H95V206L91 205L92 207H91L90 212L93 215H90V224L89 225H84L83 223H81L79 221L80 219H78L79 217L76 218L75 215H71L72 210L70 212L67 210L71 215L70 220H68V221L66 220V226L62 227L56 222L50 223L48 221V212H49L50 207L48 205V200L46 198H45V201L43 202V204H39V206H36V207H34V206L30 207V205L26 202V204H25L26 210H25L24 217H21L22 219L18 223L20 224L19 228L21 230L20 236H22V238H24V241H26V243L28 245H32V247H33L34 253L32 255H34L33 260H34L35 264H114L115 258H116V247L118 246V245L116 246L117 241L115 239V235H116V231H117L118 227L120 230H123V229L126 230V232H127V230L129 231V230L133 229V232L136 231V233H137V230L139 228H141L140 226L138 229L135 227V226H137V224H135V220L138 219L137 218L139 216L138 213L133 212V211H129V210L128 211H118L117 209H115V207H114L115 204H112V200H110L106 196V193H105L106 187H105V183H104L103 178L108 176V174L104 175L105 177H103ZM5 175H6L5 170L1 169L0 170V184L7 183L6 182L7 176H5ZM107 180L110 181L112 179L110 178ZM106 186H109V185H107V183H106ZM109 189H110V187H109ZM142 191H144V190L142 189ZM147 191H148V189H147ZM152 192L154 193V191H152ZM248 192H249V190H248ZM257 192H255V193H257ZM73 193H74V191H73ZM75 193L77 194L78 192H75ZM143 193H145V192H143ZM161 193H163V191ZM253 193L254 192H251V194H253ZM154 194H156V193H154ZM246 194H249V193H246ZM254 195L255 194H253L252 196H254ZM163 196H165V195L163 194ZM133 197H135V196H133ZM162 198H164V197H162ZM252 198H254V199L256 198L255 200H257L256 196H254ZM79 199H82V198L79 196ZM11 201H12V199L10 197L9 199L2 200V203L0 202V215H1V218H0V240L8 239L12 236H16L19 233V230L17 229V226L19 224L17 223L18 225H16V223H15L17 218L15 216L14 211H16V210L15 209L13 210L14 206L11 203ZM247 201H244V202H247ZM81 202H82V200L80 201V203ZM250 202H252V201H250ZM88 203H90V202H88ZM20 204H22V203H20ZM76 204L77 203L75 201V197L69 199L68 206L73 207L75 205L74 207H76ZM250 204L252 205V203H250ZM81 205L83 206L84 202H83V204L81 203ZM167 205H169V204H167ZM119 206H121V205H119ZM189 206L190 205H188L187 207H189ZM201 206H200V208H201ZM257 207H260L258 205V202H257ZM97 208H100V204L98 205ZM123 208H124V206H123ZM168 209H169L168 215L172 214L173 213L172 207H170V208L167 207V210ZM79 210H81V209L79 208ZM194 210H195V208H194ZM74 211H76V210L74 209ZM74 211H72V212H74ZM183 211H185V210H183ZM196 211H197V209H196ZM199 211L202 212V210H198L197 212H199ZM80 212L78 213V216L81 215ZM192 212H193V208H192ZM193 213L195 215L196 212H193ZM66 215H68V214H66ZM118 216L121 218V220L117 219V222L120 220V222H121V223L119 222L120 225H117L115 222V219H116V217L118 218ZM15 218H16V220H15ZM226 219H228V220H226ZM51 225H52V227H51ZM260 225H261V223H260ZM135 228H136V230H134ZM236 228H238L239 231H237L238 229H236ZM259 228H260V226H259ZM141 229H139V230H141ZM258 232H259V230H258ZM260 232H261V235H264L263 231H261V228H260ZM131 233H132V231H131ZM119 235L121 236V232L119 233ZM250 235H252V233H250ZM18 236H19V234H18ZM252 236L254 237V235H252ZM121 237L123 238V236H121ZM256 239H257L256 242H254L255 239L254 240L252 239L253 240V243H252L253 248L252 249L255 248L257 250L258 247H259L258 251L261 249V258H263V260H260V261H262L264 264V251H263L264 250V236H263V238L259 237ZM161 243H162V241H161ZM185 243H186V241H185ZM76 244L80 245V249H78L77 251H76V246H75ZM185 245H187V244H185ZM5 246H6V244H5ZM163 246H164V244H163ZM159 248H161L160 245H159ZM165 248H166V245L164 246V248L162 247V250ZM126 249H128V248H126ZM162 250H160V251L162 252ZM250 250H251V248H250ZM127 251H129V250H127ZM168 251L169 250H166V252H164V250H163V252H164L163 256L166 253H168ZM245 252H247V251H245ZM256 252L257 251H255V253ZM169 254H170V252H169ZM126 257H127V255H126ZM165 257H168V259H167L168 261L171 258V257H169V255L165 256ZM190 260L192 261L191 258H190ZM200 260H201V258L199 256L198 261H200ZM211 260H210V262H211ZM164 261H166V258L164 259ZM170 261H171V259H170ZM210 262H209V264L212 263V262L211 263ZM144 263H146V262H144ZM196 263H199V262H196ZM0 264H13V261H10L7 257H4V256L2 257L0 255ZM16 264H21V260L17 261ZM222 264H224V263H222Z\"/></svg>",
    "mask_w": 264,
    "mask_h": 264
}]
</instances>
